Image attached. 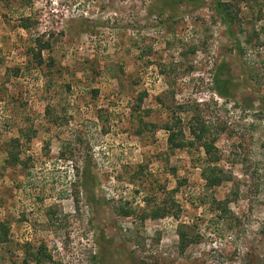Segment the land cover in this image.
Here are the masks:
<instances>
[{
  "label": "rangeland",
  "instance_id": "obj_1",
  "mask_svg": "<svg viewBox=\"0 0 264 264\" xmlns=\"http://www.w3.org/2000/svg\"><path fill=\"white\" fill-rule=\"evenodd\" d=\"M44 254L264 264V0H0V264Z\"/></svg>",
  "mask_w": 264,
  "mask_h": 264
},
{
  "label": "trees",
  "instance_id": "obj_2",
  "mask_svg": "<svg viewBox=\"0 0 264 264\" xmlns=\"http://www.w3.org/2000/svg\"><path fill=\"white\" fill-rule=\"evenodd\" d=\"M216 3H217L216 4V9H218V11L221 13L222 19L225 22V24L231 25V21H230L229 13L227 12L226 5L222 4V3H219V1L216 2ZM215 83H216V86H215L216 91L220 95H223V96L227 95L226 91L224 90L226 88V85L224 83H227V81L226 80H220V79L216 78ZM191 132L193 133V135L196 138H198V139H202L203 138V135H198V133L196 132V130L193 127H192ZM170 141L173 142V138H170ZM205 146H206V151H207L209 149V146H208V144H206ZM203 175L206 178L207 184L209 186L215 185L216 182L219 180L218 176H213V173H210V171H208L207 174L203 173ZM181 237H182V239L184 238L183 234H181ZM44 258H50V257L48 255H45V254L44 255H37L36 257H34L36 263H38V264H39V262L43 261Z\"/></svg>",
  "mask_w": 264,
  "mask_h": 264
}]
</instances>
